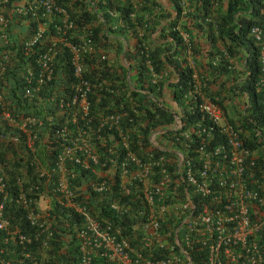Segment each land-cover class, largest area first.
Wrapping results in <instances>:
<instances>
[{"label":"trees","instance_id":"16d2710c","mask_svg":"<svg viewBox=\"0 0 264 264\" xmlns=\"http://www.w3.org/2000/svg\"><path fill=\"white\" fill-rule=\"evenodd\" d=\"M55 4L73 22L67 29L66 40L89 47L82 50L84 76L96 85L87 95L89 108L84 111L76 103L64 111L63 117L58 116L60 101H69L74 96L78 82L72 52L60 42L57 29L62 27L60 16L41 18L32 12L23 15L18 11L24 5L23 0L1 1L0 13L7 19V26L4 39L0 32V174H5L13 197L20 190L21 174L26 184H41L52 199L50 218L55 217L54 230L61 235L70 234V238L84 224L83 216L62 204L60 195L53 191L58 177L53 169L65 146H71L74 154L82 157L88 151L96 152L100 163H92L91 167L100 169L101 160L111 163L110 159H118L126 152L119 130H127L132 131L130 149L141 156L151 147L157 153L173 157L181 146L164 141L158 151L157 133L153 135L152 131L168 128L175 120L199 118L197 76L205 97L225 113L236 111V118L228 116L232 124L240 120L241 126L249 131L253 130L254 119L259 126L264 124V110L255 87L260 73L258 50L248 36L251 27L263 20L264 0H55ZM40 21L48 22L47 42L59 45L52 61V77L43 85L37 83L36 59L49 45L44 43L31 50L24 45V39L38 29ZM244 53L246 66L242 71L234 61ZM27 64H31L36 74L29 80L25 77ZM29 88L37 93L36 97L26 96ZM237 94L250 104L248 108L244 104L235 108L238 100L243 103ZM133 106L138 107V113L135 122L130 123ZM5 112L18 123L28 117L38 120L29 126L33 152L29 150L28 135L18 126L11 127ZM112 117L116 122L110 121ZM137 127L139 130L135 132ZM63 128L69 132L65 139L59 135ZM15 133L22 140L19 149L10 141ZM159 136L164 137V130ZM262 138L254 135L246 143L255 148L264 142ZM139 140L141 147L137 146ZM67 167L74 172L73 188L78 187L86 195L88 203L84 201L90 211L98 210L126 227L135 221L137 206L135 213L115 215L109 209L110 192H95L91 188L95 180L92 171L73 161H67ZM38 168L51 175L39 178ZM5 215L10 225L21 232L35 234L38 230L15 198L6 203ZM66 239L53 247L65 248ZM42 243L43 239L37 237L32 246L42 247ZM68 248L64 253H56L60 264H71L76 257L72 253L76 251L73 241ZM191 255V264H206V250L192 251Z\"/></svg>","mask_w":264,"mask_h":264},{"label":"built area","instance_id":"2783aa9c","mask_svg":"<svg viewBox=\"0 0 264 264\" xmlns=\"http://www.w3.org/2000/svg\"><path fill=\"white\" fill-rule=\"evenodd\" d=\"M28 4L30 8L20 11L26 13L35 4L41 6V18L61 14L63 24L57 27L60 42L72 52L71 60L78 78L76 92L69 101H60L58 114L62 115L76 103L87 111V95L96 86L84 76L86 64L82 50L89 47L66 40V30L73 23L55 0H32ZM262 13L264 15V9ZM0 25L4 39L7 19L2 13ZM45 27L46 22L40 21L38 29L24 39L26 50L44 43L49 45L36 59L38 85L51 79L52 61L59 51L57 42H47ZM250 37L258 50L260 73L256 88L264 110V17L260 24L253 25ZM30 66L27 64L25 68L28 80L36 77ZM196 85L195 93L200 96L199 118L175 120L168 128L152 131L153 135L157 133L158 151L164 141L181 146L173 157L157 153L151 147L142 157L130 149L132 131L127 130H119L126 152L118 159H110L111 163L101 160L100 169L91 167L92 163H100L96 152L88 151L82 157L75 155L71 146H65L53 169L58 176L53 191L60 195L62 204L84 218L83 226L70 238V234L61 235L54 230L57 223L55 217L50 218L49 211L52 199L41 184H26L21 174L18 177L20 190L13 197L5 174H0V264H47L49 260L51 264H60L56 253L68 251L71 241L76 247L72 252L76 257L71 264H191V253L196 250H206V264H264V240L259 241L264 239V142L255 148L246 143L254 135L264 140V124L259 126L256 119L252 120V131L241 126L240 120L232 124L217 103L203 96L199 82ZM36 95L31 88L26 91L29 98ZM132 109L130 123L135 122L138 113V107ZM5 117L11 127L18 126L28 135L29 150L33 152L34 140L29 126L38 120L28 117L18 123L8 112ZM72 120L75 121V116ZM110 121L116 122V119L112 117ZM138 130L139 127L135 132ZM161 130H164L162 138ZM68 133L67 128H63L59 135L65 139ZM10 141L22 142L16 133L11 135ZM141 145L139 140L137 146ZM67 161L80 163L92 171L95 180L91 188L95 192H110L109 209L115 215L135 213L137 206L135 221L126 227L98 210L90 211L84 201L86 195L72 186L74 172L68 169ZM36 173L39 178L51 175L41 168ZM13 198L24 207L27 219L38 226L35 234L21 232L10 225L5 206ZM45 202L46 207H43ZM37 237L43 239L42 247L34 248L32 244ZM52 239L55 241L50 243ZM65 239V248L53 247Z\"/></svg>","mask_w":264,"mask_h":264},{"label":"clouds","instance_id":"9594fccd","mask_svg":"<svg viewBox=\"0 0 264 264\" xmlns=\"http://www.w3.org/2000/svg\"><path fill=\"white\" fill-rule=\"evenodd\" d=\"M29 2H32V1H30V0H23V3H24V5H22L19 9H18V11L20 12V13H22L23 15H27L28 13H30V12H32L33 13V15H37V13L39 14L40 13V11H41V6H35V4L32 6V9H29V11L28 12H21L20 11V9H25V8H30V6H29ZM264 9V8H263ZM262 9V10H263ZM25 11V10H24ZM55 15H59L60 16V19H61V22H62V16H61V14H57V13H54ZM263 14V13H262ZM52 15V14H51ZM50 15V16H51ZM39 16V15H38ZM263 17H264V15H263ZM51 18V17H50ZM49 20V19H48ZM47 20V21H48ZM72 22V21H71ZM44 23V22H43ZM73 23V22H72ZM48 22H46V27H45V29H46V31H47V28H48ZM63 24V23H62ZM258 24H260V23H258ZM253 27V26H252ZM251 27V28H252ZM251 30V29H250ZM250 30H249V34H248V36H249V38L253 41V39L250 37ZM67 31V30H66ZM21 34H23V33H21ZM65 36H66V34H65ZM253 43H254V41H253ZM255 45V44H254ZM246 56V53H244L241 57H239L236 61H234L235 63H237V67H238V69L239 70H242L243 71V69H244V66H246V60H244V57ZM241 74V73H240ZM239 74V75H240ZM258 81V80H257ZM197 82H199V85H201V83H200V81H199V78H198V76H197V80H196V83ZM256 84H257V82H256ZM256 87V86H255ZM256 90H257V88H256ZM202 91V90H201ZM202 93H203V96H205V93L202 91ZM236 96H238L239 98H241V96L239 95V94H237ZM205 98H208V97H205ZM242 99V101H243V103L241 102V101H237L236 102V107L235 108H240V107H242L243 106V104H244V108H245V106L247 105V103H246V101H245V99L244 98H241ZM173 106V105H172ZM227 114V116H229V114H230V116L231 115H233L235 118L238 116V114L236 115V111H230V112H228V113H226ZM58 116L61 118V117H63L64 116V113L62 114V115H59L58 114ZM12 144H14V143H12ZM20 144V143H19ZM14 145H16V144H14ZM21 145H22V143H21ZM15 148H17V149H19L20 147H15Z\"/></svg>","mask_w":264,"mask_h":264},{"label":"rangeland","instance_id":"374dc122","mask_svg":"<svg viewBox=\"0 0 264 264\" xmlns=\"http://www.w3.org/2000/svg\"><path fill=\"white\" fill-rule=\"evenodd\" d=\"M12 146H13V147H16V146H17V147H20L21 144H16V145L12 144ZM43 207H46V202H45V206L43 205Z\"/></svg>","mask_w":264,"mask_h":264},{"label":"crops","instance_id":"0c3cea01","mask_svg":"<svg viewBox=\"0 0 264 264\" xmlns=\"http://www.w3.org/2000/svg\"><path fill=\"white\" fill-rule=\"evenodd\" d=\"M21 35H22V34H21ZM122 62H125L123 58H122Z\"/></svg>","mask_w":264,"mask_h":264}]
</instances>
